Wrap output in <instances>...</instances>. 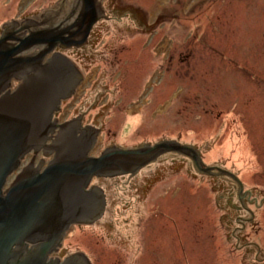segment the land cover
Instances as JSON below:
<instances>
[{"label": "rangeland", "instance_id": "374dc122", "mask_svg": "<svg viewBox=\"0 0 264 264\" xmlns=\"http://www.w3.org/2000/svg\"><path fill=\"white\" fill-rule=\"evenodd\" d=\"M63 1L0 0V27L41 19L47 11L59 10ZM67 2L63 19L73 7V0ZM102 2L115 19L95 27L86 50L68 53L83 77L75 96L65 102L66 108L75 104L70 118L86 110L87 122L101 115L96 148L88 157L101 158L113 147L178 143L197 151L205 166L234 174L250 210L239 209L240 186L234 179L218 171L204 173L182 153L178 162L170 151L138 177L166 170L153 179L149 191L155 216L140 226L148 228L160 218V210L176 211L177 217L167 215L163 225L160 219L150 225L155 253L138 264H264V0ZM17 82L21 85L23 79L12 78L13 87L0 98L9 90L15 93ZM30 157L19 159L2 190L29 166ZM166 158H177L171 172ZM103 178L104 226L83 233L73 229L66 245L81 249L92 264H131L132 255L115 251L109 238L117 230L127 238L126 222L135 221L145 204L131 190L129 177Z\"/></svg>", "mask_w": 264, "mask_h": 264}, {"label": "water", "instance_id": "95a60500", "mask_svg": "<svg viewBox=\"0 0 264 264\" xmlns=\"http://www.w3.org/2000/svg\"><path fill=\"white\" fill-rule=\"evenodd\" d=\"M103 12L98 10L96 0H77L66 19L60 17L59 10H49L41 19L29 17L5 24L8 28L0 40V94L11 86L12 78L23 79V82L15 93L9 90L0 98V264L7 260L10 248L24 240L35 248L21 264H45L57 238L78 216L89 211L93 196L85 189L92 175L110 170L111 161L118 158L175 151L191 157L202 172L211 175L218 171L234 179L241 191L244 189L234 174L205 166L197 151L178 143L162 142L153 147L146 145L149 148L139 151L123 150L120 154L125 156L118 157L110 154L115 149L108 148L110 150L101 158L91 159L81 149L82 141L78 136L69 132L58 134L55 139L57 155L53 166L33 180L29 178L33 169L25 171L26 167L16 183L6 193L2 191L8 176L20 165L19 159L48 140V133L52 135V114L60 98L63 95L68 98L72 93L70 89L62 90L67 85V77L78 85L83 80L78 68L62 56L54 55L45 65L42 62L57 47L87 45L93 27L101 19H107ZM16 30L19 32L16 37L21 41L14 47L10 36ZM77 86L75 84V88ZM150 161L140 163L138 170ZM98 196L104 211V190H99Z\"/></svg>", "mask_w": 264, "mask_h": 264}, {"label": "flooded vegetation", "instance_id": "af4514ba", "mask_svg": "<svg viewBox=\"0 0 264 264\" xmlns=\"http://www.w3.org/2000/svg\"><path fill=\"white\" fill-rule=\"evenodd\" d=\"M67 1L68 0L63 1L62 3L65 2V4L67 3V6H68L69 2H67ZM76 2H77V0H73L72 5H76ZM62 3H60L58 5L60 7L59 13H58V14H60V17H63L65 14L64 5L60 6ZM96 5H97L99 11H104L102 13V15L105 16L107 19H101L93 27V29L90 33L89 39H88V44H87L88 46L86 45L82 48H72V49H63L61 47H58L55 49L53 56H51V58H54L55 57L54 55H56L58 57L62 56L63 58H65L67 60L69 58V56H68L69 52L78 54L79 52L86 50L93 40V34H95L94 33L95 27L98 24H100L101 22H104V21L107 22V21H111L112 19H115V17H112L107 12V10L102 6L103 5L102 0H96ZM7 28L8 27L6 25L0 27V40L2 39L3 36H5ZM17 31L18 30L13 32L10 36L11 41L14 42V43H12L13 45L16 44V42L21 41V39H17L18 37H16V36H18V33H19ZM71 68L74 71V68L72 66H71ZM67 74H69V73H65L64 75H67ZM75 80H77V79H75ZM73 82H74V80L70 76H68L67 77V85L62 89L63 91H67L68 89H70V92H72V93H70V95H68V97L69 96L70 97L75 96V94L73 92L76 89L75 84L77 86L78 83L75 82V84H74ZM13 85H14V87H17V86H20V83L17 82V83H14ZM68 85H69V87H68ZM10 87H13V86H10ZM67 101L68 100L66 98V95H63L60 98L58 105L52 114L51 129L53 131H52V135L48 138V140L44 141L38 147H35V148L29 150L28 151L29 153L27 152V153H25V155H23V157H21V159L23 160V159L27 158L28 155H31L29 163H28L29 166L27 165L28 167H27V169H25V171H28L30 168L33 169L32 177H29L31 180L35 179L37 175H40V173L44 172L47 168L53 166L54 163L56 162L55 158H54L57 155V151H56L57 146L55 144L56 143L55 139H56L58 134H61V133L64 134V133L70 132V133L75 134V136H78L79 140L82 141L81 149L84 150V152L87 154H88V152H90L91 150L96 148V145H94V144L96 143L97 136L99 135V133L101 131V127L98 126L101 115L96 114L94 117H91V119H89V122H87L86 121L87 110H86V111H84V113L78 114V116H73L72 118H70L71 114H73V113H71L72 109H73V111H75L76 108H75V104L72 107H70L71 109L66 108L65 102H67ZM92 145H94V146L92 147ZM144 146H146V145H141L139 147H133L129 151H139L142 149L149 148V147H144ZM112 149H115L114 152L110 153V154H112V156H114V157L125 156L123 154H120V153L124 152L123 150H119L118 148H112ZM82 150H81V152H83ZM108 150H110V149H108ZM173 152L176 154V156H179L178 162H180V160H182V154L179 152H175V151H173ZM170 153H172V152L163 153L161 155H157L156 153L155 154L149 153L147 155L146 154H141V155L134 154L132 156L124 157V159L118 158V160H115V161L112 160L111 161L112 167L110 170H107L105 172H97V173L93 174L91 177V180L89 181V183L85 189V192H87L88 195L90 194V196H93V199L92 200L90 199L89 211L82 216H78L75 219L74 223L71 224L70 228L67 229L62 235H60L57 238V241H56L54 248L52 249V251L50 253H48V255L45 258V264H89L87 256L84 255V253H83V255L80 254L83 251L81 249H79L80 251L79 250L78 251H72L70 249V246L72 245L71 242H69V245H66V241L68 240V235L71 233V231L73 229H78L79 231H81V233H83L85 228L104 226L102 223L103 210H101L102 207H100V202H99L101 197L98 196V193H99V190H102V192L104 190L103 187L100 186L99 181L105 180L103 177H107V176L108 177H118V178L129 177L128 184L130 185L131 190H133V191L135 190V194L137 196H141L142 197L141 202L145 204L142 206L143 213L141 214L142 211H138L136 213V215H135L136 220L135 221L126 222V224L129 226L127 238L121 237L120 233H118V230H117L116 235L114 234L112 237L109 238V240L112 243L111 246H113V248L115 247L114 248L115 251H118V252L127 251V253H130V255H132V256H130V260H129L131 264H138L140 258H143V261H147V260L149 261V259L151 258V255L149 253L150 252L155 253V248H153V247L156 246V244H154V245H152L153 246L152 247L150 244L151 233H154L149 228L150 225H154L155 223H157L156 222V221H158L157 219H160L158 222H160L163 225L165 222V216L169 215V217L170 216L174 217V220L176 219L177 216H176V211H173V210L168 211L167 209L166 210H160L159 211L160 218H157L156 221H154V222H151V223L149 222L150 225L148 226V228H144V227L142 228L140 226V224L143 220L147 221L149 217H151L153 219V217L155 216V215L151 216L152 212H151V204H150V196H149L150 188L154 185L153 179H155V177H161L162 172H166V170L164 168L163 169L162 168L161 169H159V168L155 169L152 171V173L144 174L143 180H141V178H138V177L141 176L140 174L142 171H149L150 167L152 166V163L159 161L161 159V157L166 156L167 154H170ZM38 155L41 156L42 158L40 159V163L36 169V167H34V164L37 160ZM90 156H93V155L90 154ZM50 158H51V160H49L50 163H48V165H47L46 159H50ZM91 159H93V158H91ZM151 159H153V160H151ZM166 159H167V161H170L169 162L170 168L167 167V169L171 172L172 171L171 166L177 164V158H166ZM186 159L187 158H185V160ZM183 160H184V158H183ZM190 160L193 163L192 165L195 166L196 168H198L196 163L194 162V160L192 158ZM147 161H150V162L138 170V165L140 163H143V162L146 163ZM41 170H42V172H40ZM110 172H112V173H110ZM170 172H169V174H171ZM172 176H173V174L169 175V177H172ZM174 176H176V173L174 174ZM145 177H148V179H146ZM16 178L17 179L14 180L15 183L19 177H16ZM21 179H22V177L19 180H21ZM117 183H118V181H117ZM13 184H11L9 187H12ZM243 190L241 191V188H240L239 194H238L239 195V201L241 204L240 205L241 207H239V209L250 212V210L247 208V206L245 204V200H246L247 196ZM2 191L4 193H6L8 190L7 191L2 190ZM231 195L233 196V193H231ZM2 197H4V196L2 195ZM98 197H99V199H98ZM106 198H107V194H106ZM82 219H84V221ZM144 221L142 222V224L144 223ZM105 224H109V222H107ZM163 229H164V227L162 228V230ZM34 246L35 245L31 244L28 240H24L20 244H15L14 246H12L10 248L9 256H8L7 260L4 262V264H21L23 260H25L26 258H28L30 255L33 254L34 248H35ZM125 246H126V248H125ZM112 256L114 257V259L118 260L121 263L119 257H116L115 255H112ZM89 259L91 260V262H93L91 258H89Z\"/></svg>", "mask_w": 264, "mask_h": 264}]
</instances>
